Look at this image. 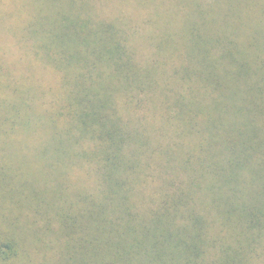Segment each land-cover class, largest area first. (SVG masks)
I'll return each instance as SVG.
<instances>
[{
  "label": "trees",
  "instance_id": "16d2710c",
  "mask_svg": "<svg viewBox=\"0 0 264 264\" xmlns=\"http://www.w3.org/2000/svg\"><path fill=\"white\" fill-rule=\"evenodd\" d=\"M102 1L0 0V264H264V0Z\"/></svg>",
  "mask_w": 264,
  "mask_h": 264
},
{
  "label": "rangeland",
  "instance_id": "374dc122",
  "mask_svg": "<svg viewBox=\"0 0 264 264\" xmlns=\"http://www.w3.org/2000/svg\"><path fill=\"white\" fill-rule=\"evenodd\" d=\"M116 1L113 2V0H103L102 3H101V11L104 12L106 16H114L116 17V14L117 11H119L120 9H116L117 5L119 6V4H117V2L115 3ZM114 11L116 13H114ZM116 14V15H115ZM145 26V25H144ZM143 26V27H144ZM147 29H149V27L146 25ZM143 59V57H142ZM7 71V69H6ZM8 72V71H7ZM160 97H158L157 99H159ZM145 105L148 106V111L149 112V107H150V103H146ZM144 111V110H143ZM138 113V111H137ZM150 113V112H149ZM154 114L153 113H150V116L152 117V121L154 120ZM150 116L148 117V119L150 118ZM23 164H21V162L19 160H9V161H6L3 163V165H1L4 170H6L11 176H20L18 179H17V182H21V179L22 177H25V181L27 180L26 176L28 175V169L29 168V164L26 162H23ZM150 190V189H148ZM135 194H138L139 195V191H137ZM140 196V195H139ZM26 204V203H25ZM24 204V205H25ZM148 207V205H146ZM17 211V214L15 213L16 215V219L19 218L22 222H26V223H29L32 222L33 220V213H32V210L29 209V207L26 205V206H23L22 208H18L16 209ZM17 221V220H16ZM34 222V220H33ZM44 226V222L43 221H39L37 223V227H43ZM25 232V230H24ZM25 240H32V239H25ZM16 264H22L21 262H18Z\"/></svg>",
  "mask_w": 264,
  "mask_h": 264
}]
</instances>
